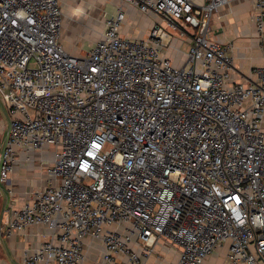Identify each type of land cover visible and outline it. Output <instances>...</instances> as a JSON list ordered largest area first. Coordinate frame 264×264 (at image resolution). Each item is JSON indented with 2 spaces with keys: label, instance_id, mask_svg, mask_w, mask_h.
<instances>
[{
  "label": "built area",
  "instance_id": "built-area-1",
  "mask_svg": "<svg viewBox=\"0 0 264 264\" xmlns=\"http://www.w3.org/2000/svg\"><path fill=\"white\" fill-rule=\"evenodd\" d=\"M227 1L115 0L77 56L59 0H0V182L20 154L53 148L48 185L0 222L5 237L48 229L24 264H147L133 244L148 256L159 239L179 264H205L224 242L227 264H264V63L233 79L210 28ZM251 1L261 31L264 0ZM125 6L154 17L145 36L122 34Z\"/></svg>",
  "mask_w": 264,
  "mask_h": 264
},
{
  "label": "crops",
  "instance_id": "crops-1",
  "mask_svg": "<svg viewBox=\"0 0 264 264\" xmlns=\"http://www.w3.org/2000/svg\"><path fill=\"white\" fill-rule=\"evenodd\" d=\"M110 1L115 2V0ZM192 1L197 4L203 2V0ZM125 7L126 21L122 26V32L128 35V31L132 30V27H137L138 20H143L145 31H147L154 17L143 15L132 7ZM113 11L114 9L110 7L105 16ZM251 15V0H228L215 10L210 21L211 37L228 47L235 81L253 79V68L264 63V24L259 31L253 23ZM174 44H178L177 40H174ZM181 47H185L186 50V45ZM183 59L182 55V59L177 60L176 58V62L180 64ZM2 105L6 112L0 116V163L10 125L8 109L3 102ZM52 152L51 146L42 150H33L29 162H25L22 155H19V159L14 163L12 171L9 173L7 182H0V222L6 220L13 209L19 208L28 200L32 191L48 185L50 175L46 168L50 164ZM47 236H49V231L45 226L29 227L24 231L13 233L9 237L0 234V264H24L22 261L23 250L35 246ZM86 248L88 261H93L100 251L99 243L92 242ZM133 248L140 254L141 260H145L147 264H179L178 247L165 239H159L153 252L148 256L143 254L140 244H133ZM227 248L228 243L226 242L216 247L206 257L205 264H227ZM117 261L119 264H131L124 255H118Z\"/></svg>",
  "mask_w": 264,
  "mask_h": 264
},
{
  "label": "rangeland",
  "instance_id": "rangeland-1",
  "mask_svg": "<svg viewBox=\"0 0 264 264\" xmlns=\"http://www.w3.org/2000/svg\"><path fill=\"white\" fill-rule=\"evenodd\" d=\"M59 3L63 15L61 43L68 52L78 56L96 40V36L103 28L106 11L110 7L114 9V4L110 0H59ZM79 14L84 15V18L76 20L81 17ZM142 21L138 20L137 27H132L128 35L145 36L147 31ZM122 34L127 35L123 32ZM171 44H174V40ZM180 50L185 52V47H181ZM168 54L173 55L175 51L170 48ZM181 59L182 54L179 53L177 60ZM5 112L6 109L0 101V116Z\"/></svg>",
  "mask_w": 264,
  "mask_h": 264
},
{
  "label": "bare ground",
  "instance_id": "bare-ground-1",
  "mask_svg": "<svg viewBox=\"0 0 264 264\" xmlns=\"http://www.w3.org/2000/svg\"><path fill=\"white\" fill-rule=\"evenodd\" d=\"M79 15H81V17L80 18H76V20L84 18V15H82V14H79Z\"/></svg>",
  "mask_w": 264,
  "mask_h": 264
}]
</instances>
